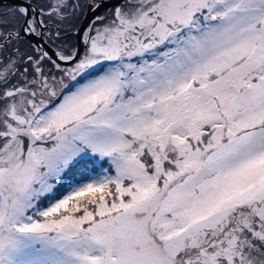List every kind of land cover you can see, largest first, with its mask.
Masks as SVG:
<instances>
[{"label": "snow or ice", "instance_id": "obj_1", "mask_svg": "<svg viewBox=\"0 0 264 264\" xmlns=\"http://www.w3.org/2000/svg\"><path fill=\"white\" fill-rule=\"evenodd\" d=\"M0 264H264V0L0 5Z\"/></svg>", "mask_w": 264, "mask_h": 264}, {"label": "water", "instance_id": "obj_2", "mask_svg": "<svg viewBox=\"0 0 264 264\" xmlns=\"http://www.w3.org/2000/svg\"><path fill=\"white\" fill-rule=\"evenodd\" d=\"M6 2L7 3H15V2H17V0H0V4L6 3ZM115 2H117V0H110V6H111V3H115ZM90 19H91V16H89L88 20H85L83 22V26H86Z\"/></svg>", "mask_w": 264, "mask_h": 264}, {"label": "flooded vegetation", "instance_id": "obj_3", "mask_svg": "<svg viewBox=\"0 0 264 264\" xmlns=\"http://www.w3.org/2000/svg\"><path fill=\"white\" fill-rule=\"evenodd\" d=\"M38 2L39 3H41V4H44V3H46L47 2V0H38ZM3 4H11V3H2V4H0V5H3ZM103 11V10H102ZM73 41L75 42V38H73Z\"/></svg>", "mask_w": 264, "mask_h": 264}]
</instances>
